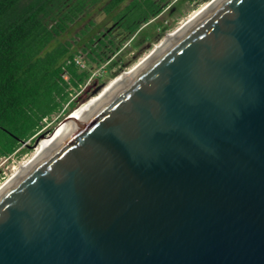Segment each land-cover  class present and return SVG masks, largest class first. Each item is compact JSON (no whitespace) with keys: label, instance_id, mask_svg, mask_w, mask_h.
<instances>
[{"label":"water","instance_id":"obj_1","mask_svg":"<svg viewBox=\"0 0 264 264\" xmlns=\"http://www.w3.org/2000/svg\"><path fill=\"white\" fill-rule=\"evenodd\" d=\"M186 23L1 190L0 264H264V0Z\"/></svg>","mask_w":264,"mask_h":264},{"label":"trees","instance_id":"obj_2","mask_svg":"<svg viewBox=\"0 0 264 264\" xmlns=\"http://www.w3.org/2000/svg\"><path fill=\"white\" fill-rule=\"evenodd\" d=\"M205 1L0 0V159L26 151L47 123L75 107L91 77L76 63L77 50L62 39L77 21L99 8L111 22V29L81 39L82 51L100 67L114 64L125 44L135 47L162 31L155 20L164 10Z\"/></svg>","mask_w":264,"mask_h":264},{"label":"rangeland","instance_id":"obj_3","mask_svg":"<svg viewBox=\"0 0 264 264\" xmlns=\"http://www.w3.org/2000/svg\"><path fill=\"white\" fill-rule=\"evenodd\" d=\"M210 1L211 0H207L198 5L185 2L171 12L164 10L155 20L164 27L162 31L154 32L150 40H144L135 47L130 48L125 44L123 46L125 49L122 51L121 57L117 59L114 64H104L100 67H97L96 64L87 57L86 52L82 51L81 39L86 41L89 36L99 34L102 31L105 32L106 29H111L112 24L99 8H94L89 17L77 21L63 35L62 39L70 42L77 50L78 55L76 56V63L81 68L85 67L91 70V77L86 82L85 86L82 87V92L77 97L74 108L66 109L63 114L47 123L46 126L37 133L33 141L26 143V151L20 155L16 154L10 158L0 159V186L16 173L20 166L27 163L33 157L39 141L42 140V138L49 137L58 124H60L75 108L90 100L91 97L97 96L98 93L118 75L129 72L138 66V64L150 56L168 34L175 32L183 26ZM89 21L92 22V25L88 24ZM85 27L88 29L85 30ZM81 30H85L87 36H81ZM112 33L117 39L120 38L117 29L113 30Z\"/></svg>","mask_w":264,"mask_h":264},{"label":"bare ground","instance_id":"obj_4","mask_svg":"<svg viewBox=\"0 0 264 264\" xmlns=\"http://www.w3.org/2000/svg\"><path fill=\"white\" fill-rule=\"evenodd\" d=\"M199 12V11H198ZM198 12L188 20V24L196 18ZM187 24V23H186ZM176 33H171L167 35L166 40H170L175 36ZM163 42V43H162ZM159 46L156 47L155 52L160 50L166 41H162ZM150 55V56H153ZM147 57L144 61H142L138 66L132 69L129 72L122 73L118 75L114 80L110 81L95 97H91L90 100L81 104L77 108H75L58 126L55 128L53 133L47 137L42 138L39 141V144L35 150L33 157L27 162L24 163L16 173H14L4 184L0 186V192L8 186V184L12 181V179L29 168L35 160H37L42 154L47 152L50 148H52L55 144H57L65 135H67L81 120H83L97 105H99L113 90H115L125 79H127L133 72H135L142 64H144L149 58Z\"/></svg>","mask_w":264,"mask_h":264}]
</instances>
